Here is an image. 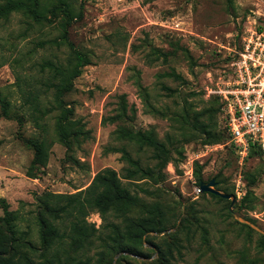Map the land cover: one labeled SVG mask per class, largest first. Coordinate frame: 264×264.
I'll return each instance as SVG.
<instances>
[{
  "label": "rangeland",
  "instance_id": "rangeland-1",
  "mask_svg": "<svg viewBox=\"0 0 264 264\" xmlns=\"http://www.w3.org/2000/svg\"><path fill=\"white\" fill-rule=\"evenodd\" d=\"M73 2L81 17L68 27V38L87 54L89 64L74 79L65 99L74 118L90 133L69 153L55 134L56 113L41 116L32 109L29 97L38 94L43 109L51 105L49 69L42 70L41 64L64 65L70 52L65 43L55 44L62 35L59 13L54 17L47 12L41 23L21 11L0 17V224L3 199L9 210L18 212V228L30 231L29 239L38 246L37 196L75 193L88 186L97 172L111 168L138 197L133 214L157 203L167 230H174L143 236L140 250L151 258L126 256L113 247L108 228L110 222L121 224L120 219L110 213L106 222L91 212L87 222L97 229L91 243L73 249L65 237L57 248L62 261L70 256L83 264H149L142 261H150L157 253L155 244H161L173 248V264H264L261 234L229 215L228 202L208 193L196 196L195 176L197 165H202L203 180L214 178L217 188L235 194L237 213L254 219L264 230V153L238 161L224 129L221 99L213 92L231 79V58L245 29L254 21L264 22V0ZM122 94L128 106H134L126 125L152 129L171 149L172 160L164 169L157 168L151 149L118 139L117 124L103 122L116 112ZM195 112H203L200 120L211 135L220 136L218 142L204 143L207 135L192 125ZM36 117L46 125L43 137L50 146L46 166L38 178H31L26 175L27 169L34 170L29 141L42 137ZM121 148L127 151L125 157L117 151ZM248 172L260 174L256 199L250 197L240 209ZM56 224L61 232L68 229L67 221Z\"/></svg>",
  "mask_w": 264,
  "mask_h": 264
},
{
  "label": "trees",
  "instance_id": "trees-1",
  "mask_svg": "<svg viewBox=\"0 0 264 264\" xmlns=\"http://www.w3.org/2000/svg\"><path fill=\"white\" fill-rule=\"evenodd\" d=\"M13 11H21L40 23L45 19L47 12L54 17L59 13L62 35L61 42L55 41V44L59 46L65 43L69 47L70 52L64 65L55 64L50 61H45L41 64L42 70L45 67L49 69L50 76L47 80V88L50 87L53 92L51 105L43 109L40 107L38 94H31L29 97H31L32 109L41 116L52 112L56 113L54 116L55 134L58 142L64 145L66 151L69 153L73 150L75 144L82 143L88 139L90 133L80 119L74 118L73 108L69 106L65 99V96L73 90L74 79L81 74L82 68L89 64L87 54L75 47L68 38L67 29L73 21L81 17V10L75 6L73 0H59V3H55L54 5L48 3L46 0H5L0 4V17H7ZM177 77L181 78L180 76ZM165 89L168 88L165 87ZM118 98L116 112L104 118L103 122L117 124L114 133L118 139L130 140L141 148L146 147L151 149V157L156 161L157 168L159 170L164 169L172 160L171 149L167 147L165 142L160 141L156 137L152 129L147 131L134 130L132 127L126 125V123L132 120L134 106H128L124 94ZM3 104H5L3 106V114L7 115V104L5 102ZM147 106L150 111L159 113L158 109L150 106V104H147ZM222 106L221 101V109ZM222 112L224 115L223 109ZM185 114L187 117L189 116L188 112ZM202 114L203 112H195L191 118L194 129H202L204 135H207L205 138L209 140H205L204 143L218 142L220 136L211 135L204 128L205 124L200 120ZM38 119L36 117L34 123L41 130L42 137L34 138L31 142L29 141L30 146L34 150V159L31 166L34 170L27 169L26 175L31 178H38L42 169L46 166L50 146V143L46 142V139L43 137L46 125L40 123ZM224 119V129L229 139L225 115ZM230 145L234 151L232 144ZM117 151L122 152V157H125L127 154L124 148ZM262 153H264V150L256 143H250L248 157L253 154L261 156ZM67 157L71 158L72 156ZM201 171L202 165H197L195 170L197 185L200 181H204ZM259 175V173H246V189L240 199V209L246 207L244 203L250 197L256 199L254 188ZM217 185L218 181H216V188ZM217 189L228 193L226 189ZM208 194L212 198L226 201L230 204L229 199L221 198L212 193ZM36 199L38 202L36 214L39 234L38 246L29 239L28 234L30 231H21L18 228V212L16 210H9V205L5 200L1 199L3 201V216L2 223L0 224V264H83L81 260H76L70 256L62 261L58 249L63 245L65 237L69 238L68 246L73 249H78L91 243V239L97 231L94 224L88 223L86 219L91 212L98 213L100 218L106 222L110 213H113L120 219L123 229H121V224H115L114 222H110L108 228L112 231L111 240L113 247L126 256L151 258V255L140 250L144 245L143 236L147 233L160 235L167 231L165 214L157 203L143 206V213L140 215L132 213L133 207L138 202V197L130 192L128 187L121 182L117 172L111 168H105L97 172L88 186L75 193L44 192L38 195ZM228 214L230 215L229 210ZM246 219L255 224L254 219ZM57 221L61 224L67 221L68 229L61 232L56 224ZM240 224L248 230H253L246 224ZM169 235L175 238V233H169ZM260 237L264 240L263 234ZM155 246L157 249L156 255L150 261H142V263L173 264L171 261L174 258L173 248L169 245L163 246L161 244H155Z\"/></svg>",
  "mask_w": 264,
  "mask_h": 264
},
{
  "label": "built area",
  "instance_id": "built-area-1",
  "mask_svg": "<svg viewBox=\"0 0 264 264\" xmlns=\"http://www.w3.org/2000/svg\"><path fill=\"white\" fill-rule=\"evenodd\" d=\"M247 27L231 58L232 77L213 91L222 101L229 143L241 163L250 143L264 150V22Z\"/></svg>",
  "mask_w": 264,
  "mask_h": 264
},
{
  "label": "water",
  "instance_id": "water-1",
  "mask_svg": "<svg viewBox=\"0 0 264 264\" xmlns=\"http://www.w3.org/2000/svg\"><path fill=\"white\" fill-rule=\"evenodd\" d=\"M200 193H212L215 194L217 196H220L221 198H225V199H229L230 200V204H229V213L230 215L239 223L242 224H246L248 225L250 228H252L253 230L259 232L260 234L264 235V230L259 228L256 224H254L253 222H251L250 220L244 218L243 216L239 215L237 213V208L234 207V203L236 202V196L233 194H228L225 192H222L220 190H218L216 188V181L214 178L207 180V181H200L197 185V194L196 196H198ZM177 225V224H176ZM174 230V228L172 229H168L167 231L170 232Z\"/></svg>",
  "mask_w": 264,
  "mask_h": 264
}]
</instances>
